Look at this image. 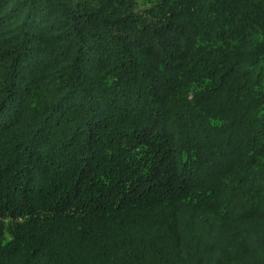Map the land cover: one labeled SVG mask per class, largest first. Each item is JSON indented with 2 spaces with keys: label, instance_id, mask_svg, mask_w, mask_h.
<instances>
[{
  "label": "trees",
  "instance_id": "16d2710c",
  "mask_svg": "<svg viewBox=\"0 0 264 264\" xmlns=\"http://www.w3.org/2000/svg\"><path fill=\"white\" fill-rule=\"evenodd\" d=\"M0 264H264V0H0Z\"/></svg>",
  "mask_w": 264,
  "mask_h": 264
}]
</instances>
